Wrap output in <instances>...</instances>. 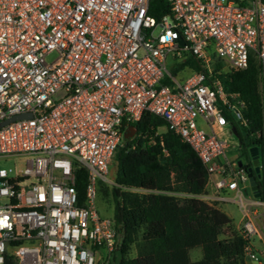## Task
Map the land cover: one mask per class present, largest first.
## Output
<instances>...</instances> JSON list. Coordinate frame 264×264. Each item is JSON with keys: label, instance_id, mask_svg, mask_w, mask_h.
Masks as SVG:
<instances>
[{"label": "built area", "instance_id": "1", "mask_svg": "<svg viewBox=\"0 0 264 264\" xmlns=\"http://www.w3.org/2000/svg\"><path fill=\"white\" fill-rule=\"evenodd\" d=\"M166 1L155 16L150 0H0V158H25L0 168V264H115L122 236L95 202L100 184L118 186L114 153L144 112L192 147L215 189L198 197L237 204L244 256L264 264L219 109L245 123L244 104L208 80L254 53L264 109V0ZM188 55L201 69L179 79Z\"/></svg>", "mask_w": 264, "mask_h": 264}, {"label": "trees", "instance_id": "2", "mask_svg": "<svg viewBox=\"0 0 264 264\" xmlns=\"http://www.w3.org/2000/svg\"><path fill=\"white\" fill-rule=\"evenodd\" d=\"M166 0H150V13L167 11ZM201 69L188 55L180 67ZM176 73V70H174ZM260 64L254 53L247 67L223 69L216 62L208 80L217 79L227 94L236 93L243 102L245 123L235 120L222 107L239 134L242 154L251 157L249 148L264 152V109L260 95ZM228 114V115H227ZM135 133L124 137L114 153V180L118 186H103L113 201V220L121 234V245L113 256L115 264H244L247 240L216 202L198 196L210 186L208 173L192 147L173 132L164 118L144 112L131 123ZM259 133V135H257ZM264 163V162H263ZM257 184L264 200V169ZM86 172L80 170L78 188L83 194ZM201 249L192 261L189 250ZM133 253V255H132Z\"/></svg>", "mask_w": 264, "mask_h": 264}, {"label": "rangeland", "instance_id": "3", "mask_svg": "<svg viewBox=\"0 0 264 264\" xmlns=\"http://www.w3.org/2000/svg\"><path fill=\"white\" fill-rule=\"evenodd\" d=\"M55 57L54 53L48 54L47 60H52ZM190 72L189 69H186L184 71H179L175 74V76L179 79H183L185 76L188 75ZM60 96L59 94L57 97ZM198 123L203 125L201 123V120H198ZM224 137H226L230 143V147L227 150V156L230 160H233L236 164L241 162L243 165H247L248 163V157H246L244 154H242L241 147L239 145V139L230 132V127H224ZM25 164V158L19 157V156H13V157H2L0 158V168H24ZM103 186H106L105 184H102ZM209 189L211 191H214V189L210 186ZM242 195L244 199L248 200L249 198H255L253 195V192L250 189L249 183H245L242 186ZM96 210L100 217L103 218H110L113 219V201L108 194V192H98L97 198H96ZM220 207L223 208L229 215L232 217V221L234 225L238 223L241 212L237 204L234 202L228 201V202H220ZM133 255V253H132ZM189 256L192 261H195L201 257V249L199 247H195L189 250Z\"/></svg>", "mask_w": 264, "mask_h": 264}, {"label": "crops", "instance_id": "4", "mask_svg": "<svg viewBox=\"0 0 264 264\" xmlns=\"http://www.w3.org/2000/svg\"><path fill=\"white\" fill-rule=\"evenodd\" d=\"M210 186L213 188V186L210 184ZM209 186V187H210ZM207 189V191L204 193V195H213L215 194V189L214 191H211L210 189ZM249 201H251L253 204L251 206V210L253 213V220L254 224L256 227V232L255 234L251 237V244L255 249H259L264 245V203L259 204L258 201H260L259 197L258 198H249ZM264 202V200H262ZM218 208H220L230 219L232 217L227 213L223 208L220 207L219 203L216 204ZM233 220V219H232ZM241 223V217L238 221V223L235 224V227L239 230ZM244 264H256L254 261H252L249 258H244Z\"/></svg>", "mask_w": 264, "mask_h": 264}, {"label": "water", "instance_id": "5", "mask_svg": "<svg viewBox=\"0 0 264 264\" xmlns=\"http://www.w3.org/2000/svg\"><path fill=\"white\" fill-rule=\"evenodd\" d=\"M181 43L182 40H180ZM16 117H23V115H17V116H13L10 119L5 120L3 123H6ZM134 129H132L130 132L125 133L124 137H130L133 135L134 133ZM232 132L233 134L239 138V134L236 128L232 127ZM249 154L252 160V165H253V169L252 167H248L247 168V175H248V180H249V185H250V189L253 192L254 197L258 198L260 196V192H259V187L257 184V177H259V171H260V159L258 156V148L256 146H251L249 148ZM241 163L239 162L238 165H240Z\"/></svg>", "mask_w": 264, "mask_h": 264}, {"label": "flooded vegetation", "instance_id": "6", "mask_svg": "<svg viewBox=\"0 0 264 264\" xmlns=\"http://www.w3.org/2000/svg\"><path fill=\"white\" fill-rule=\"evenodd\" d=\"M258 156H259L260 162L263 163L264 162V152L262 149H258ZM249 167H252L253 169L252 160H251Z\"/></svg>", "mask_w": 264, "mask_h": 264}]
</instances>
